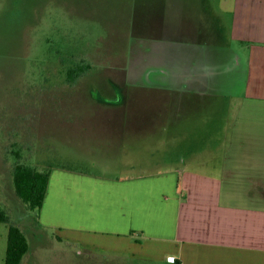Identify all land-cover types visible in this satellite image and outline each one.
I'll list each match as a JSON object with an SVG mask.
<instances>
[{
  "label": "rangeland",
  "instance_id": "rangeland-1",
  "mask_svg": "<svg viewBox=\"0 0 264 264\" xmlns=\"http://www.w3.org/2000/svg\"><path fill=\"white\" fill-rule=\"evenodd\" d=\"M196 1L0 0V207L26 233L21 264L110 258L91 261L40 232L39 213L15 193L16 163L113 176L151 170L160 166L147 165L163 147L160 128L174 133L177 150L205 155L240 80L222 69L228 18L215 23ZM81 62L91 69L69 83L65 69ZM7 234L0 223V264Z\"/></svg>",
  "mask_w": 264,
  "mask_h": 264
},
{
  "label": "crops",
  "instance_id": "crops-1",
  "mask_svg": "<svg viewBox=\"0 0 264 264\" xmlns=\"http://www.w3.org/2000/svg\"><path fill=\"white\" fill-rule=\"evenodd\" d=\"M196 6L215 23L228 18L222 69L240 80L232 79L238 88L227 95L225 120L213 121L205 155L177 150L174 133L160 128L163 147L147 164L160 166L151 170L50 173L40 232L91 261L108 254L107 264H264V0Z\"/></svg>",
  "mask_w": 264,
  "mask_h": 264
},
{
  "label": "trees",
  "instance_id": "trees-1",
  "mask_svg": "<svg viewBox=\"0 0 264 264\" xmlns=\"http://www.w3.org/2000/svg\"><path fill=\"white\" fill-rule=\"evenodd\" d=\"M91 69L85 62L68 66L65 70V78L69 83H74ZM52 164L47 167H32L26 164L16 163L13 168V184L15 193L19 199L28 207L30 211L40 212L45 197ZM56 168L74 170L64 165ZM77 170V169H75ZM0 223L7 225V244L4 264H21L23 257L29 250V243L26 233L14 222L9 214L0 207Z\"/></svg>",
  "mask_w": 264,
  "mask_h": 264
}]
</instances>
